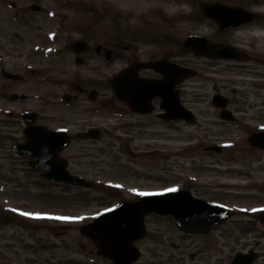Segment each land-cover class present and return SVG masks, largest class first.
<instances>
[{
  "label": "rangeland",
  "instance_id": "obj_1",
  "mask_svg": "<svg viewBox=\"0 0 264 264\" xmlns=\"http://www.w3.org/2000/svg\"><path fill=\"white\" fill-rule=\"evenodd\" d=\"M217 1L258 15L243 28H264V0H0V62L3 58L5 69L25 74L22 83L0 76V264H112L81 228L97 213L119 206L114 185L125 188L124 200L138 197L134 188H186L233 214L206 235L184 233L170 217L148 216L146 235L135 245L141 252L136 264H231L249 248L260 256L257 264H264V227L252 221L264 210V152L248 142L253 132L264 130V36L221 32L201 11ZM49 32L57 33L55 43L47 40ZM196 35L212 45L234 46L255 62L194 54L184 40ZM77 40L92 47L79 65L71 50ZM35 45L54 46L52 58L44 52L28 56L27 50L36 53ZM97 45L113 51L110 62L96 53ZM16 57L22 62L14 70ZM135 59H166L197 71L178 87L196 116L194 125L129 116L117 104L101 107L113 96L108 80ZM77 85L98 91V100L76 95ZM214 93L232 101L237 123L219 120ZM66 94L73 98L70 104L61 100ZM28 110L39 113V124L69 129L74 138L64 152L69 169L93 187L48 182L19 156L15 145L24 139L21 115ZM90 128L100 129L101 138L77 139ZM218 145L231 150L206 151ZM21 212L83 219H37Z\"/></svg>",
  "mask_w": 264,
  "mask_h": 264
},
{
  "label": "water",
  "instance_id": "obj_2",
  "mask_svg": "<svg viewBox=\"0 0 264 264\" xmlns=\"http://www.w3.org/2000/svg\"><path fill=\"white\" fill-rule=\"evenodd\" d=\"M38 9V8H35ZM241 9L214 5L205 7L203 13L209 19L216 21L223 31L229 30L241 24L249 22L252 18ZM199 55L208 58L220 59H245L239 51L230 46H215L209 42L190 37L185 42ZM76 52H86L87 47L83 43H77ZM111 53H107L109 59ZM143 69H152L162 73V80L141 79L139 72ZM189 69L173 65L167 61L150 64H138L133 66L113 81L112 86L118 100L126 102L130 108L140 114H148L153 111L152 101L155 98L162 99V108L166 114L162 115L166 120H186L194 122V116L186 111L179 98L176 86L185 79L194 76ZM9 79H18L9 75ZM97 92H92L90 98L95 101ZM226 101L217 97L215 105L224 107ZM229 115L228 113H224ZM232 119L231 117H227ZM25 122L32 124L36 121L35 114H26ZM27 143L18 146L19 154L25 158H32L35 169L43 171V176L52 182L89 187L83 179L74 177L66 171V164L58 159L59 153L69 145L66 132H51L46 128L31 126L25 131ZM101 133L91 130L79 135V138L99 139ZM250 143L264 149V134H257L250 138ZM151 214L161 216H173L178 227L187 233H207L216 226L225 224L231 217V213L222 207L214 206L191 197L188 192H170L161 195L144 196L134 202H125L118 208L101 214L94 222L84 226L81 232L94 240L98 247V253L114 264H135L140 252L133 244L141 240L146 233L145 217ZM264 221V214L262 215ZM256 257L253 255H237L232 264H253Z\"/></svg>",
  "mask_w": 264,
  "mask_h": 264
},
{
  "label": "flooded vegetation",
  "instance_id": "obj_3",
  "mask_svg": "<svg viewBox=\"0 0 264 264\" xmlns=\"http://www.w3.org/2000/svg\"><path fill=\"white\" fill-rule=\"evenodd\" d=\"M105 49V47L103 46L102 47V50H101V54H102V52H103V50ZM125 50L127 51V50H129V47H126L125 48ZM28 51V50H27ZM98 55H100V54H98ZM24 56V55H23ZM26 58H28V56H26ZM14 59H16L18 62L17 63H15L14 64V62H12V67H13V69L14 70H17L16 68H21V65L19 64V62H22V61H20L21 59L19 58V57H16V58H14ZM254 58L252 57V56H250V60H249V62H251L252 60H253ZM2 60H3V58H2ZM155 60H157V59H148V60H144V61H140L139 59H135V60H131V62L129 63V65H128V67L129 66H134V65H137V64H140V63H151V62H155ZM255 60V59H254ZM7 65L6 64H4V62H3V65L0 67V76H1V78H3L4 80H6V81H9V82H13V83H22V82H24L25 81V74H19V73H17V72H11V71H9V70H7V69H5V67H6ZM31 72H34V70H31ZM146 72H148V73H150V74H153V76H148V75H145L144 73H146ZM27 74H31V73H28V72H26ZM11 74H14V76H16L18 79H9V75H11ZM24 75V76H23ZM140 76H141V78H147V79H150V78H157L158 77V75L156 74V73H154V72H152V71H150V70H145V71H142L141 73H140ZM159 78H160V76H159ZM75 92H76V95H81V96H86L87 95V90H86V88H83V87H81L80 85H77L76 86V88H75ZM180 92V91H179ZM216 94H218V95H222V94H220V93H216ZM180 96H181V94H180ZM223 96V95H222ZM76 97H78V96H76ZM13 99L14 100H16L17 98H14L13 97ZM182 100V99H181ZM183 103V102H182ZM111 104H117L118 106H122L123 107V109L125 110V111H121V110H119L121 113H123V114H127V115H129V116H135V117H137V118H147V117H155V118H157V119H159V120H162L161 118H160V116L163 114V112H162V109L160 108V105H161V101H160V99H155L153 102H152V107H153V113L151 114V115H139V114H137V113H135V112H133L132 110H131V108L127 105V104H123V103H119V102H117L116 100H115V98L112 96V98H110V99H108L107 101H106V103H101V107H104V108H108V107H111L110 105ZM184 104V103H183ZM185 105V104H184ZM232 105V101L229 99V98H226V103H225V108L227 109V110H229L231 113H233V111L230 109V106ZM218 112V114H219V120L221 121V122H223V123H230V122H228V121H226V119L224 118V119H222L221 117H223L222 116V112L223 111H221V110H218L217 111ZM234 114V113H233ZM22 117V116H21ZM233 121H232V123H237V121H238V118L234 115L233 116ZM40 120V115H39V117H38V121ZM54 122H55V120H54ZM38 123V122H37ZM39 124V123H38ZM40 124H42V123H40ZM42 125H45V124H42ZM48 128H50L51 130H57L58 128H59V126H56V127H53V126H51V125H46ZM128 126H132V127H137L135 124H131V125H128ZM23 131H24V129H23ZM23 131H22V133H23ZM69 133V138H70V145H69V147L71 146V142L73 141V137H72V135H71V132L69 131L68 132ZM253 134V133H252ZM77 137V136H76ZM79 140V139H78ZM23 141V140H22ZM81 141V140H80ZM68 147V148H69ZM67 148V149H68ZM67 149H65L63 152H62V154H61V157L62 158H64L65 159V161H66V163H67V166L69 167V162H68V160L65 158V156H64V152L67 150ZM71 171V170H70ZM72 172V171H71ZM73 173V172H72Z\"/></svg>",
  "mask_w": 264,
  "mask_h": 264
},
{
  "label": "snow or ice",
  "instance_id": "obj_4",
  "mask_svg": "<svg viewBox=\"0 0 264 264\" xmlns=\"http://www.w3.org/2000/svg\"><path fill=\"white\" fill-rule=\"evenodd\" d=\"M117 187H121L117 185ZM133 192H136L140 196H152V195H161V192H147V191H139L138 189H132ZM176 191L175 188H165L163 192H173ZM12 211H18V209H12ZM105 211H110V209H105ZM22 215L26 217H33L37 219H55V220H72V219H83V217H70V216H55L49 213H41V212H21ZM99 215V213H97Z\"/></svg>",
  "mask_w": 264,
  "mask_h": 264
},
{
  "label": "clouds",
  "instance_id": "obj_5",
  "mask_svg": "<svg viewBox=\"0 0 264 264\" xmlns=\"http://www.w3.org/2000/svg\"><path fill=\"white\" fill-rule=\"evenodd\" d=\"M252 34L255 36H264V28L256 27L252 30Z\"/></svg>",
  "mask_w": 264,
  "mask_h": 264
},
{
  "label": "bare ground",
  "instance_id": "obj_6",
  "mask_svg": "<svg viewBox=\"0 0 264 264\" xmlns=\"http://www.w3.org/2000/svg\"><path fill=\"white\" fill-rule=\"evenodd\" d=\"M241 29V30H240ZM240 29H238V30H240V36H246V35H248V32L249 33H252V29L251 28H240ZM264 38V37H263Z\"/></svg>",
  "mask_w": 264,
  "mask_h": 264
}]
</instances>
